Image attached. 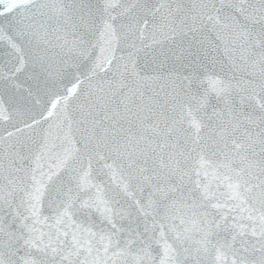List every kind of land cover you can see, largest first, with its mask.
Returning <instances> with one entry per match:
<instances>
[{
    "label": "snow or ice",
    "instance_id": "obj_1",
    "mask_svg": "<svg viewBox=\"0 0 264 264\" xmlns=\"http://www.w3.org/2000/svg\"><path fill=\"white\" fill-rule=\"evenodd\" d=\"M0 264H264V0H0Z\"/></svg>",
    "mask_w": 264,
    "mask_h": 264
}]
</instances>
